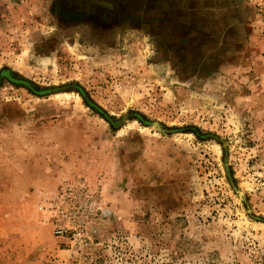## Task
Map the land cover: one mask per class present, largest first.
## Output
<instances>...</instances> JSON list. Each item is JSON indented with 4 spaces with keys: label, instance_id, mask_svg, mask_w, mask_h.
Here are the masks:
<instances>
[{
    "label": "rangeland",
    "instance_id": "rangeland-1",
    "mask_svg": "<svg viewBox=\"0 0 264 264\" xmlns=\"http://www.w3.org/2000/svg\"><path fill=\"white\" fill-rule=\"evenodd\" d=\"M0 264H264V0H0Z\"/></svg>",
    "mask_w": 264,
    "mask_h": 264
}]
</instances>
